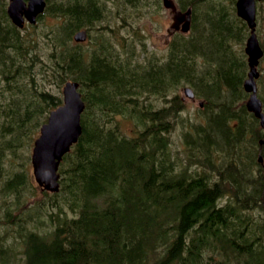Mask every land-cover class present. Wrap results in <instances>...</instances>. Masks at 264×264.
Masks as SVG:
<instances>
[{"label": "trees", "instance_id": "16d2710c", "mask_svg": "<svg viewBox=\"0 0 264 264\" xmlns=\"http://www.w3.org/2000/svg\"><path fill=\"white\" fill-rule=\"evenodd\" d=\"M175 2L191 7L190 28L160 55L134 51L144 43L133 20L161 0H46L21 28L0 0V264H264V128L243 88L249 28L235 0ZM263 20L264 0L254 29L264 108ZM82 28L86 41H74ZM68 79L85 102L82 129L49 192L32 178L30 148ZM184 84L203 99V121L182 116Z\"/></svg>", "mask_w": 264, "mask_h": 264}, {"label": "water", "instance_id": "95a60500", "mask_svg": "<svg viewBox=\"0 0 264 264\" xmlns=\"http://www.w3.org/2000/svg\"><path fill=\"white\" fill-rule=\"evenodd\" d=\"M256 1L259 0H235V11L249 27V35L246 37L244 46L249 65L247 77L243 81V87L248 92L245 106L260 119V124L264 125L262 102L257 96L255 81L259 74L257 65L263 54L254 31ZM45 4V0H8L6 10L11 21L18 27H22L25 22L34 23L37 15L43 11ZM162 4L172 11V28H179L186 32L190 24L191 8L187 7L183 11L177 10L173 0H162ZM86 37L85 29H79L73 34V39L77 42H82ZM78 88L79 83L76 80L69 79L63 83L61 87L62 102L48 112L31 147L32 176L41 189L50 192L59 189V162L81 133L80 115L85 104ZM184 92L188 97H193L190 87H184ZM262 159V156L259 155L258 161L264 168Z\"/></svg>", "mask_w": 264, "mask_h": 264}, {"label": "rangeland", "instance_id": "374dc122", "mask_svg": "<svg viewBox=\"0 0 264 264\" xmlns=\"http://www.w3.org/2000/svg\"><path fill=\"white\" fill-rule=\"evenodd\" d=\"M115 4L116 3H114V5ZM171 16V10L168 8H164L163 6L158 11H147L143 8L138 9L137 16L135 17L137 20H133V25L142 32L140 34L144 45L141 44L138 39H135L133 48L134 51L136 52L138 48L141 49L142 47H144L146 51L154 50L157 54L163 55L167 46L169 31L171 29ZM119 30H121L125 35L133 33L131 31L132 29L129 28L128 22L121 23V25L119 26ZM261 34L264 36V20L262 22ZM184 87L190 86L188 84H184L177 90L178 95L183 99L185 105L184 109L181 110L182 116L191 117L192 119L203 121L202 114L198 109V107H203V99L195 95L194 97H188L184 92ZM156 102L159 106L164 104L163 99L160 97H157ZM121 125V128L125 132H128V129H131L132 127L131 123H129L128 121H121ZM176 127H178L177 130L179 131V128H181V122L178 121L176 123ZM173 137V144L176 145V148L179 150L180 156L183 157L185 144L181 141L182 137H179L177 133H174ZM227 190L229 189L227 188Z\"/></svg>", "mask_w": 264, "mask_h": 264}, {"label": "flooded vegetation", "instance_id": "af4514ba", "mask_svg": "<svg viewBox=\"0 0 264 264\" xmlns=\"http://www.w3.org/2000/svg\"><path fill=\"white\" fill-rule=\"evenodd\" d=\"M175 31H177V30H170L169 31V34L171 35L173 32H175Z\"/></svg>", "mask_w": 264, "mask_h": 264}]
</instances>
